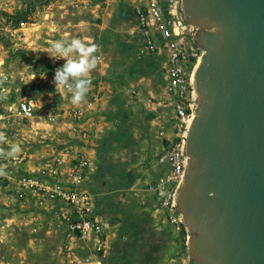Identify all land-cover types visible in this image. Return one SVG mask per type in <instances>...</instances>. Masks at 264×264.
<instances>
[{
	"label": "rangeland",
	"instance_id": "1",
	"mask_svg": "<svg viewBox=\"0 0 264 264\" xmlns=\"http://www.w3.org/2000/svg\"><path fill=\"white\" fill-rule=\"evenodd\" d=\"M133 1L109 0V4L107 0L103 4L101 1L97 10L93 5L90 9L93 13L90 10L85 13L73 0H58L45 14L48 10L45 6L49 4L42 5L36 0H0V75L10 74L21 88V96L35 102L39 122L51 126L44 129L41 124L22 125L18 137L9 143H16L21 151L36 155L38 163L44 162V158H40L44 151H48L46 160L55 157L56 153L51 150L56 146L51 140L52 126L62 118L57 114L63 111V104L53 81L56 69L63 63L48 54L50 42L79 37L98 45L97 52L102 57L98 65L105 66L102 74L94 73L96 84H93L103 82L113 87L111 98L104 106V119L110 122L105 139L110 148L106 162L96 164L92 172L90 190L95 209L106 223V236H111L107 243L109 261L112 264H195L188 246L171 245L162 219L154 220L150 216L157 209L155 197L148 191L153 179L151 163L157 157L142 161L137 144L141 142L139 133L144 125L147 124L151 138L158 128L146 118L141 122V111L145 110L152 119L149 114L156 113L158 103H162L158 107L170 110L173 103L166 92L164 61L150 57L143 49L136 19L132 17ZM27 10L31 11L28 21L41 24L43 37L37 40L40 45L37 50L28 48L23 40L24 33L34 25L20 23L19 26L26 29L13 32L11 22L1 14L7 12L15 16ZM69 23L74 27L72 33L67 32ZM43 133H50L51 139L43 140ZM151 138L149 141L153 143ZM9 145L0 149L7 150ZM10 159L4 157L2 164L7 171L14 172L12 176L27 173L21 171V165L13 168ZM8 214L12 226L7 232L11 241L6 250L8 264H70V259L64 256L63 234L54 222L53 211L40 210L31 204L26 210ZM78 251L80 260L73 259V264H82L89 254L86 248Z\"/></svg>",
	"mask_w": 264,
	"mask_h": 264
},
{
	"label": "water",
	"instance_id": "2",
	"mask_svg": "<svg viewBox=\"0 0 264 264\" xmlns=\"http://www.w3.org/2000/svg\"><path fill=\"white\" fill-rule=\"evenodd\" d=\"M203 49L177 211L195 264H264V0H182Z\"/></svg>",
	"mask_w": 264,
	"mask_h": 264
},
{
	"label": "built area",
	"instance_id": "3",
	"mask_svg": "<svg viewBox=\"0 0 264 264\" xmlns=\"http://www.w3.org/2000/svg\"><path fill=\"white\" fill-rule=\"evenodd\" d=\"M134 15L144 51L167 66L166 92L176 114L178 138L160 155L159 162L168 164L169 170L151 184L150 190L157 193L158 207L167 212L170 223L180 229L184 223L183 216L177 211V201L187 175L186 138L198 106L194 77L204 51L195 41L198 28L183 14L182 0H143L135 6ZM21 92L10 74L0 75V132L6 134L8 142L18 137L22 125L38 126L40 123L36 104L21 96ZM99 97L98 93H93L89 106L95 105ZM70 113L75 121H80L84 115L78 109ZM83 134L87 136L85 132ZM160 134L164 135V132ZM41 138L47 140L50 134L43 133ZM68 154L70 150L63 149L43 167L16 178L4 169L5 174L0 175V190H5L9 196L0 200V204L14 206L13 199L24 204L30 195L38 197L41 203L65 204L68 210L59 208L53 214L62 227L64 251L69 258L77 259V249L89 248V255L84 257L82 264H105L106 228L94 214V199L87 186L89 160L85 155H78L64 172ZM3 158L0 156V165H4ZM28 160L29 154L23 150L9 163L16 168ZM64 176L65 180L62 179Z\"/></svg>",
	"mask_w": 264,
	"mask_h": 264
},
{
	"label": "crops",
	"instance_id": "4",
	"mask_svg": "<svg viewBox=\"0 0 264 264\" xmlns=\"http://www.w3.org/2000/svg\"><path fill=\"white\" fill-rule=\"evenodd\" d=\"M50 2L48 4H44V5H48L45 7H48V10H45V14L48 13L53 7H54V3L58 0H49ZM102 1L106 3V0H73V3L75 5H77L78 7H80V9L83 12H88L90 9H92L93 5H95L94 9H98L100 7V2ZM143 0H134L132 5L133 7V15L132 17L135 18L134 15V8L137 4L141 3ZM108 4H109V0H107ZM93 13V10H90ZM30 19V18H29ZM136 19V18H135ZM31 24L34 25L33 28H28V31H26L24 33V43L27 45L28 48H30L31 50H37L40 48V45L38 44L37 40L39 38L42 39L43 34H42V29H41V24L40 23H33L30 22H22L21 25L25 26L26 24ZM137 23V22H136ZM22 26H19L18 28H14L10 25V27L12 28L13 32H18L19 30H25V28H21ZM69 28L67 29V32H71V29L74 28L70 23H69ZM17 29V30H16ZM40 29V31L38 30ZM36 30H38L36 32ZM72 33V32H71ZM68 34V33H67ZM140 35V32H139ZM67 36V35H66ZM140 39H141V35H140ZM141 43H142V39H141ZM143 46V44H142ZM98 53V52H97ZM149 55V54H147ZM100 59L98 62H101L102 57L101 55ZM150 57H152L151 55H149ZM154 59H157L155 57H152ZM60 62H62L63 64L65 63V61L60 60ZM164 64L166 65V63L164 62ZM104 64L102 65H98L96 69L91 73V79L92 81L95 80V76L94 73L96 72L97 74H102L103 70H104ZM167 67V66H166ZM94 84H96V82H93ZM92 83V86L90 88L91 91H89V93L87 94L86 97V102L81 103L78 106H74L71 102H70V93H68L66 90L61 89L60 90V94L59 95V99L62 98V107H63V111H60L59 113L61 114H57V116H61L62 118L60 120L57 119L56 125L52 126L53 131H52V139L56 146L53 145L54 149H51L53 151V153H58L63 149H69L70 150V154H68L65 157V164H64V169L63 171L65 172L67 167L70 166V164L72 163V161L78 156V155H85L87 157V159L89 160L90 163V168H89V173H88V177H87V186L88 189L90 190V184H91V178L93 176V171L97 168L96 164L101 163V161H105L106 156L108 154L109 151V147H107L106 144L107 140L105 139L106 135H107V129H109V124L110 122H106L104 118H106V112L104 111L106 108H104V106L107 105L109 99L111 98L110 94L113 92V87H109L108 84L103 83V82H99L98 85H94ZM92 92V93H91ZM93 93H98L99 94V100L97 101V103L95 105L89 106V101H90V97ZM91 94V95H90ZM90 95V96H89ZM33 101V100H32ZM34 102V101H33ZM35 103V102H34ZM162 103H158L157 107H156V113H150L149 115L152 116L149 117L148 115H146V111L142 110L141 111V116L142 121L144 122L145 118L148 120L149 124H152V126H157L158 128V132L155 134V136L153 135L151 138L150 137V132L148 131V127L147 124L144 125L139 133L140 136V140L141 142L138 143V157L144 161L147 160L148 158L151 157H157L153 160V162L151 163V172L150 175L153 178L151 180V183L149 184L148 187V191L154 195L155 197V202H156V206L157 209L153 210V212L150 214V216L154 219V220H160L162 219L163 221V226H165V229L169 232V235H167V237L170 240L171 245L177 246V247H185L186 245L188 246V236L190 237L189 232L187 231L186 227H181L180 229H178V227L172 225L170 223V221L168 220V214L165 210H162L158 207V195L157 193H155L154 191L150 190L151 184H153L156 180H158L160 177H162L164 174L167 173V171L169 170V166L168 164H162L159 162V157L160 155L163 153V151L168 148L170 145H172L178 138V130H177V118H176V114L174 112V109L170 110V109H165V107H158L160 106ZM37 107V106H36ZM73 109H78L84 112L83 118L80 121H75L70 113L71 110ZM144 109V108H142ZM145 116V117H144ZM43 120V116H41V118ZM103 120V122H102ZM40 124L42 125L43 123H39L38 125L40 126ZM46 125V124H45ZM42 125L43 128H50L51 126L48 125ZM151 125H149L150 128ZM28 127V126H27ZM42 131V129H41ZM85 132L87 136H84V134L82 135V132ZM164 132V135H161L160 133ZM50 134V133H49ZM51 137V134H50ZM151 138L153 143H150L149 139ZM13 139V138H12ZM27 149V148H25ZM49 150V149H48ZM48 151H44L43 154L40 156V158L42 157V159L45 161H50L52 159L46 160L47 158V153ZM31 155H32V159H31ZM56 155V154H55ZM54 155V156H55ZM37 156L34 155L33 153L30 152L29 154V160L22 164V169L21 167H19L18 169H21V171L24 172H29L38 168H41L45 165L44 162L38 163L39 161L36 159ZM106 162V161H105ZM99 165V164H98ZM146 168H148V166H146ZM99 169V168H98ZM9 175L11 177L14 178V176H12V173L14 174L13 171H8ZM9 177V176H8ZM10 178V177H9ZM63 180H65V176L62 178ZM90 181V182H89ZM4 186V185H3ZM5 188V187H3ZM6 189V188H5ZM91 192V190H90ZM0 200L4 201V197L7 195L9 196V194L5 191V190H0ZM92 193V192H91ZM93 195V194H92ZM13 201L15 202L14 206H10L9 204L7 206L1 205L0 206V212L2 213L1 217H0V264H8L7 260H5L6 256L8 253H6V250L10 247L9 243L10 241V237L9 234L7 233L9 228L12 227L10 224V214H8V212L11 211H16L18 209L21 210H26L30 207L31 204H34L35 207H37L40 210H47L49 212L54 211L62 208L64 210H68V207L63 204V203H56L54 205H52L51 203H41V201L38 199V197L30 195L28 196V199L26 200V202L23 203H16L17 200L13 199ZM55 208V209H54ZM94 214L95 216L103 221V219L101 218V216H99L97 210L95 209V203H94ZM54 222L56 224L57 227H60V229L62 230L61 225L59 224L58 221H56L55 218ZM168 220V222H166V220ZM104 222V221H103ZM105 223V222H104ZM105 228H106V223H105ZM35 231H37V229H35ZM107 232V229H106ZM109 238H111V236L107 235L105 233V242L106 244L108 243ZM188 241V242H187ZM62 243H63V238H62ZM4 248H5V254L4 252ZM88 253L90 251L89 248H87ZM2 253V254H1ZM77 253H79L78 249H77ZM89 255V254H88ZM64 256H67V253H64ZM104 262L105 264H112L111 261H109V255H108V244H107V249L105 251L104 254ZM110 258H112V256L110 255ZM68 259H70V264H73V259H71V257Z\"/></svg>",
	"mask_w": 264,
	"mask_h": 264
},
{
	"label": "clouds",
	"instance_id": "5",
	"mask_svg": "<svg viewBox=\"0 0 264 264\" xmlns=\"http://www.w3.org/2000/svg\"><path fill=\"white\" fill-rule=\"evenodd\" d=\"M99 46L89 44L84 39H58L50 42L48 54L65 63L55 71L54 85L57 92L61 89L70 93V102L74 106L86 102L87 94L92 86L91 73L96 69L99 57ZM7 136L0 132V144H8ZM20 145L11 143L7 150L0 149V156L15 158L21 152ZM5 166L0 165V175L5 174Z\"/></svg>",
	"mask_w": 264,
	"mask_h": 264
},
{
	"label": "trees",
	"instance_id": "6",
	"mask_svg": "<svg viewBox=\"0 0 264 264\" xmlns=\"http://www.w3.org/2000/svg\"><path fill=\"white\" fill-rule=\"evenodd\" d=\"M36 1L41 2L42 5L48 4L50 2L49 0H36ZM1 14H3L7 18V22H11L12 27L18 28L20 23L30 22L28 20H29V15L31 14V11L27 10L25 12H22V13L15 15V16L10 15L7 12H2ZM0 41H1V37H0Z\"/></svg>",
	"mask_w": 264,
	"mask_h": 264
},
{
	"label": "bare ground",
	"instance_id": "7",
	"mask_svg": "<svg viewBox=\"0 0 264 264\" xmlns=\"http://www.w3.org/2000/svg\"><path fill=\"white\" fill-rule=\"evenodd\" d=\"M200 64H201V60L199 61L197 68L200 66Z\"/></svg>",
	"mask_w": 264,
	"mask_h": 264
}]
</instances>
